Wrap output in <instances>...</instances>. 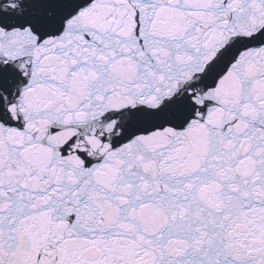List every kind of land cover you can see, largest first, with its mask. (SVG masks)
<instances>
[{"label": "snow or ice", "instance_id": "snow-or-ice-1", "mask_svg": "<svg viewBox=\"0 0 264 264\" xmlns=\"http://www.w3.org/2000/svg\"><path fill=\"white\" fill-rule=\"evenodd\" d=\"M0 264H264V0H0Z\"/></svg>", "mask_w": 264, "mask_h": 264}]
</instances>
